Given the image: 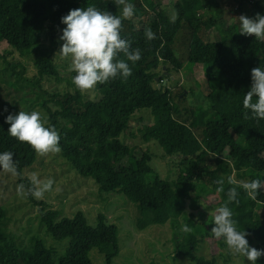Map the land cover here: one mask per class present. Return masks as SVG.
I'll return each instance as SVG.
<instances>
[{"label": "trees", "instance_id": "16d2710c", "mask_svg": "<svg viewBox=\"0 0 264 264\" xmlns=\"http://www.w3.org/2000/svg\"><path fill=\"white\" fill-rule=\"evenodd\" d=\"M128 2L135 5V12L131 18H122L121 37L141 50L138 62H128L131 76L126 80L118 76L98 84L94 89L101 96L99 101L85 99L76 88L73 92H46L49 100L58 101L61 108L52 109L47 103L44 107L49 114L48 126L55 127L60 134L62 159L72 165L79 176L93 179L101 191L123 194L137 207L136 225L143 231L151 226H164L181 213L185 217L189 202L203 200L209 204L218 202L219 206L227 203V191L232 187L228 179H224L223 198H209L216 193L213 190L218 186L216 180L222 177L220 165L230 166L237 180L264 182V120L245 119V114L250 117L251 113L243 107L244 95L251 86V70L264 69V41L241 35L236 23L217 39L205 40L201 32L207 23V8L204 6V11L201 10V0L171 3L179 13L175 23L163 0ZM245 2L252 6L250 18L264 15L261 0H242L240 5ZM89 5L122 15V6L115 0H0V38L22 57L36 55L37 75L30 81L39 88L45 79L59 81L60 77L52 58L37 52L38 36L49 30L54 41L66 27L61 18L70 10ZM209 23L213 25L215 21L211 18ZM173 25L177 26L176 30L170 33ZM146 28L152 29L155 39H146ZM119 58L125 59L123 54ZM186 60L210 67L205 68L209 74L205 94L208 102L180 111L173 100V91L164 81L184 71ZM9 66L18 69L21 78L27 71L22 63H9ZM74 75L72 72L71 80ZM160 77L163 78L158 81ZM157 81L159 83L154 85ZM182 96H185L184 90L176 93L181 102L186 99ZM141 112H150L154 117L152 124L140 128L145 141L159 146L164 158L181 154L179 150L186 153L181 163L184 169L174 181L164 180L152 168L150 152L141 146L129 147L120 140L129 130L130 122ZM182 112L186 120L178 118ZM9 114L15 115L0 113V153L14 154L20 173L17 182L28 187L30 179L23 172L35 164L38 154L28 144L8 134L10 125L5 120ZM226 151L232 163L223 158ZM126 160H131L129 165L124 164ZM237 191L239 203L228 205L237 229L243 231L241 227L251 223L246 236L249 246L264 250V187L258 191L256 200L250 199L242 188ZM27 199L39 209L48 236L59 242L69 241V245L59 254L38 237L30 249L21 250L0 229V264H94L91 259L94 250L104 256V264H113L118 257V228L103 215L98 217L96 226H91L83 212L60 217L58 211L47 209L44 201L31 195H27ZM5 218L0 204V223ZM213 226L206 240L214 252L218 247L227 249L223 238L213 237ZM201 241L197 240L184 254L190 264H218L215 257L199 253ZM256 264H264V257Z\"/></svg>", "mask_w": 264, "mask_h": 264}, {"label": "rangeland", "instance_id": "374dc122", "mask_svg": "<svg viewBox=\"0 0 264 264\" xmlns=\"http://www.w3.org/2000/svg\"><path fill=\"white\" fill-rule=\"evenodd\" d=\"M175 1L177 0H163V3L169 7L170 16L174 10L171 3ZM241 1L206 0L203 4L201 0V10L204 11L205 7L207 8L205 15L207 23L202 28L201 36L205 40L213 41L224 34L227 27L233 23L240 26L239 16L245 15L250 18L251 4L245 2L241 6ZM261 1L264 3V0ZM211 18L215 21L213 25L209 23ZM135 23L141 27L137 21ZM176 27L173 25L170 33H173ZM60 36L62 34L52 41L49 30H45L38 36L39 50L37 52L52 58L60 77L59 81L45 79L41 83V88L30 81L37 75V69L34 66L36 55L22 57L0 38V113L18 114L20 110L27 112L35 110L47 117L49 123V114L44 104L47 103L52 109L61 108L58 101L51 102L46 95V92L75 90L71 83L72 71L69 70L71 58H63L58 53L63 44ZM9 63L25 65L27 68L24 73L25 78H21L18 69L11 68ZM184 68L181 73L169 76L170 78L164 81V85L173 91L176 106L182 111L197 105H207L205 94H207L206 81L209 74L205 68L210 69V67L191 64L186 60ZM158 81L154 85H157ZM191 89L193 92H190ZM181 90L185 91V96L182 98L186 97V99L183 102L176 98V93ZM82 93L87 100L101 99L95 89ZM178 118L186 120L187 116L182 112ZM153 120L154 117L150 112L136 114L130 122L129 130L121 135L120 140L129 147L141 146L145 151L150 152L152 168L160 174L161 178L171 182L177 179L184 169V164L181 163L186 153L179 150L181 154L164 158L159 146L153 141H145L140 128L143 125L152 124ZM176 149L178 150V147ZM223 158L229 163L233 162L228 151ZM130 162L131 160H126L124 164L129 165ZM219 169L224 179L232 177L237 180L230 166L220 165ZM23 173L29 179L32 173H36L41 180L49 178L54 180L52 190L46 192L39 200L48 205L47 209L58 211L60 217H73L77 212H83L88 223L96 226L98 217L103 215L110 224L117 226L120 252L113 264H190L189 258L184 254L191 250L199 239L203 241L199 243V253L209 258L215 257L218 264H250L246 258L230 254L228 249L218 247L214 252L211 244L206 240L211 235L209 228L212 225V216L209 213L219 207L218 202L212 204L203 200L197 203L189 202L185 217L181 213L179 216L172 217L164 226H151L139 231L136 225L139 215L137 207L123 194L103 192L93 179L79 176L73 166L62 159L61 152L46 156L37 155L35 164L25 169ZM18 185L17 176L0 170V204L6 213V218L0 223V229L21 250L30 249L35 238L40 237L48 246L54 247L59 254L63 253L69 241L59 242L48 236L41 222L39 209L28 201L27 196L18 195ZM217 187H213L215 192ZM212 196L223 198L222 192H216L209 198ZM183 225H188L191 231L187 233L181 231ZM250 228L251 223L241 227L246 232ZM91 259L94 264H104V256L97 250L91 252Z\"/></svg>", "mask_w": 264, "mask_h": 264}, {"label": "clouds", "instance_id": "9594fccd", "mask_svg": "<svg viewBox=\"0 0 264 264\" xmlns=\"http://www.w3.org/2000/svg\"><path fill=\"white\" fill-rule=\"evenodd\" d=\"M115 2L122 6L121 16L89 5L86 8L70 10L61 18V23L66 27L60 36L63 44L58 53L63 58H71L69 70L75 73L71 83L81 92L94 89L98 84H105L118 76L126 80L132 74L128 62L135 64L141 59V50L133 48L130 40L121 37L122 18H131L135 12V5L128 0ZM178 15V12L172 11V22H175ZM238 19L241 35L254 36L256 40L264 41V15L257 14L255 18L241 15ZM144 35L149 41L156 38L151 28H146ZM120 54H123L125 59H120ZM243 107L251 113L250 117L246 113L245 119L264 120V69L261 67H254L251 70V86L244 95ZM5 123L10 125L7 132L11 137L28 144L38 155L46 156L61 152L60 134L55 127L48 126L47 117L39 111L20 110L18 114H9ZM13 157L14 154L10 151L0 153V170L18 176L20 175L18 163ZM215 183L218 185L217 193L225 191L223 177L217 179ZM227 183L232 185L227 191V203L209 213L214 225L211 233L217 240L223 238L230 254L244 257L250 264H256L257 260L264 257V250L249 246L246 239L248 233L237 229L236 221L232 218L233 211L228 205L233 202L239 203L238 188H242L250 199L256 200L258 191L264 187V182L259 179L237 181L229 177ZM53 184V179L41 180L36 173H32L30 186L19 184L17 193L40 199L46 192L52 190ZM181 231L187 233L191 228L183 225Z\"/></svg>", "mask_w": 264, "mask_h": 264}, {"label": "water", "instance_id": "95a60500", "mask_svg": "<svg viewBox=\"0 0 264 264\" xmlns=\"http://www.w3.org/2000/svg\"><path fill=\"white\" fill-rule=\"evenodd\" d=\"M164 69H166V67H164Z\"/></svg>", "mask_w": 264, "mask_h": 264}]
</instances>
